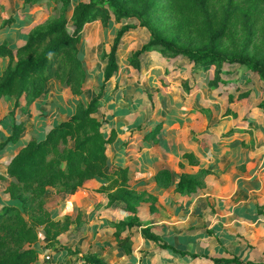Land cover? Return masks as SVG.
I'll list each match as a JSON object with an SVG mask.
<instances>
[{"label":"crops","instance_id":"obj_1","mask_svg":"<svg viewBox=\"0 0 264 264\" xmlns=\"http://www.w3.org/2000/svg\"><path fill=\"white\" fill-rule=\"evenodd\" d=\"M39 3L0 0V46L16 50L26 43L37 26L33 10ZM10 62L0 58V78ZM140 63L139 70L128 62L119 64L110 80L111 90L95 116L106 120V133H116L107 153L110 164L127 167L129 187L155 199L153 212L151 202L139 203L143 228H151L176 248L211 247L215 241L225 252L224 245L234 244L232 240L239 237L242 243L238 245L260 244L264 239V109L257 105L264 93L254 84L256 79H242L231 69L217 77L214 66L196 65L185 57L162 58L157 51L144 54ZM243 84H248V96L230 103L231 97L236 99L245 92L240 89ZM263 84L259 86L264 91ZM86 88L88 85L84 102L98 92ZM75 101L70 89L59 81L47 84L29 115L22 107L10 116L15 100L0 99V144L9 138L14 123H25L20 140L7 154L0 153V206L14 204L8 194L12 183L8 166L13 157L30 141L43 140L55 125L67 121L75 111ZM158 125L153 139L151 133ZM186 153H193L198 165L184 159ZM162 170L170 176L157 179ZM203 172L207 175L202 189L178 190L180 176L197 178ZM101 187V183L89 181L74 196L65 199L61 195L57 207L47 206L56 220L68 217L74 224L58 238L60 245L42 249L35 264H79L63 247L108 264L138 257L140 251L150 253L141 254L148 260L155 255L166 260L169 254L145 240L141 228L133 230L134 254L120 253L112 223L126 220L129 213L122 202L109 204L98 192ZM47 242L44 239L42 244Z\"/></svg>","mask_w":264,"mask_h":264},{"label":"trees","instance_id":"obj_2","mask_svg":"<svg viewBox=\"0 0 264 264\" xmlns=\"http://www.w3.org/2000/svg\"><path fill=\"white\" fill-rule=\"evenodd\" d=\"M43 0H24L26 5ZM71 0H54L61 3L67 12ZM161 10L174 13L180 20L182 34L171 36L158 27ZM64 12V13H65ZM64 13L54 23L35 28L26 43L13 50L0 46V58H9L10 64L0 78V99L15 100L10 116L14 117L23 107L30 114L31 105L42 97L50 81H59L69 88L76 99L73 115L55 125L41 141H30L11 160L8 175L12 183L8 188L14 204L0 206V264H35L42 249L60 245L58 238L68 232L74 222L70 218L58 221L47 207L45 200L49 189L68 199L83 190L89 181L102 184L98 192L109 204L122 202L129 217L112 223L114 237L121 254L132 256L133 230L141 228L147 241L158 244V248L176 259L194 261L200 256L168 244L151 228H143L138 218V206L143 199L151 202L155 210V199L145 192H138L128 185V168L110 164L108 149L116 133L104 131L105 119L95 115L102 107L111 90V78L119 71L118 51L123 37L137 28L149 31L150 38L141 49L135 51L129 64L140 69V58L150 52L159 51L167 59L180 56L196 65H239L264 82V54L251 53L248 44L232 52L222 49V42L236 38L238 24L264 15V0H87L78 1L73 10L72 24L68 27ZM115 23L137 22L123 25L117 32L109 51L103 59L106 66L103 82L98 93L84 102L83 86L89 75L79 47L86 25L100 21L105 27ZM11 22V21H9ZM248 93L240 94L230 103L241 101ZM24 102V104L22 103ZM264 109V100L258 105ZM161 125L152 131L155 138ZM25 131V123H14L9 138L0 144V153L5 155L16 144ZM192 165H198L193 153L183 155ZM203 172L199 177H179L178 190L194 192L204 187ZM170 173L162 170L157 179L168 178ZM79 222V221H78ZM128 230L127 234H123ZM46 239L48 242L42 244ZM79 264H108L93 255L80 256L79 252L63 247ZM208 258V256H204ZM214 264H264L244 263L238 257L211 259Z\"/></svg>","mask_w":264,"mask_h":264},{"label":"rangeland","instance_id":"obj_3","mask_svg":"<svg viewBox=\"0 0 264 264\" xmlns=\"http://www.w3.org/2000/svg\"><path fill=\"white\" fill-rule=\"evenodd\" d=\"M78 1L87 0H71L68 6L69 10L67 12H65L64 6L61 3L57 4L54 2V0L41 1L33 10L35 13V18L37 19L36 28L44 27L56 22L60 19L64 12L65 19L67 20L68 27L70 28L72 24L73 10ZM158 20L159 29L165 32L167 35L174 36L178 33L182 34L180 20L176 14L170 13L167 10H161L160 14L158 15ZM128 24L137 25V22L125 21L121 24H118L114 22V19H112L111 24L108 27H105L100 21L85 26L79 47L82 52L81 56L85 61L86 72L89 77L87 79V83L84 84L83 89L86 85H88L89 88H86L87 91L90 92L96 89L99 91L100 85L103 82V71L106 66V61L102 57L105 51L110 50L117 32L123 25ZM237 27L236 38L233 40L225 38V40L222 42V49L232 52L236 47L243 48L244 45L248 44L249 51L251 53L257 52L264 54V15L257 22H255L254 19L249 21L242 20ZM149 38L150 34L146 29L137 28L128 32L123 37L118 51L119 64L122 62H129V59L132 57L133 53L141 49L142 46L149 41ZM157 52L162 58H166L162 56L159 51ZM181 57L182 56L178 58ZM214 67H216L215 69L218 71L217 77L220 73H226L225 71H229L226 69H231L238 71L242 79H249L251 82L256 79L254 84H257L258 89H260V93H264V91L261 90L262 87L259 86L260 82L264 83L260 77L248 73L246 69L240 67L239 65L218 64L214 65ZM243 87L244 88L240 89L244 90V93H247L248 84H243ZM84 92H86L85 89ZM262 101L260 103H262ZM61 198V194H58L55 189H50L46 194L45 200L47 202V206L52 208L57 207ZM143 201L145 200L143 199ZM239 239L242 240L240 237ZM239 239L235 238L232 240L234 244L227 243V245H224L228 250H226L227 252H224L222 248L223 246L221 247L218 243L216 244L215 241L213 242L214 246L212 244L211 247H204L200 245L195 247L192 245H180L179 248L182 250L190 251L193 254L200 256V258H197L194 261H184L182 259L172 258V256L169 255L166 256L167 258L165 261H160V255H155L151 258V260H148L147 258H143L141 254L147 256L150 255V253L140 251L138 252V257L129 258L126 260L117 259L115 264H214L211 260L213 258L232 259V257L235 256H238L244 262L264 263V239H262L260 244L255 246H244L242 244L238 245V242L242 243V241ZM159 254L165 255V252H160ZM68 255L70 256L69 253ZM205 255L212 258H204L203 256Z\"/></svg>","mask_w":264,"mask_h":264}]
</instances>
